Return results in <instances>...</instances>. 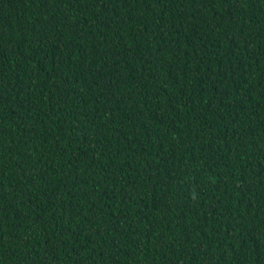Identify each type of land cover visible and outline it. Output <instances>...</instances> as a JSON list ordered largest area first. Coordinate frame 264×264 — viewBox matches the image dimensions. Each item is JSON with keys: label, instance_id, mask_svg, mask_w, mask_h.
Returning a JSON list of instances; mask_svg holds the SVG:
<instances>
[{"label": "trees", "instance_id": "obj_1", "mask_svg": "<svg viewBox=\"0 0 264 264\" xmlns=\"http://www.w3.org/2000/svg\"><path fill=\"white\" fill-rule=\"evenodd\" d=\"M0 264H264V0H0Z\"/></svg>", "mask_w": 264, "mask_h": 264}]
</instances>
